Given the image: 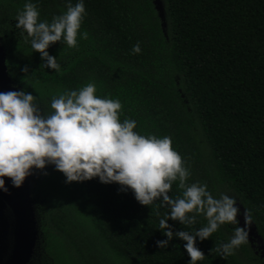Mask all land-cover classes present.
<instances>
[{"label": "trees", "instance_id": "obj_1", "mask_svg": "<svg viewBox=\"0 0 264 264\" xmlns=\"http://www.w3.org/2000/svg\"><path fill=\"white\" fill-rule=\"evenodd\" d=\"M155 1L84 0L79 32L87 38L78 34L75 48L56 42L47 49L61 64L57 74L10 24L26 0H0L10 84L36 97L45 114L53 96L89 82L98 96L119 99L121 122L135 120L141 135L171 137L190 171L186 183L207 184L214 198L233 197L251 229L239 247L247 262L236 250L226 258L218 251L240 227L237 215V225L197 238L205 256L197 264H264V0H160L165 27ZM31 2L51 22L68 0ZM28 178L40 198L53 197L41 225L42 264H188L185 241L174 236L166 249L156 245L167 239L159 220L169 211L159 201L141 205L131 189L98 178L67 183L54 165ZM167 223L173 232H193L207 221Z\"/></svg>", "mask_w": 264, "mask_h": 264}, {"label": "clouds", "instance_id": "obj_2", "mask_svg": "<svg viewBox=\"0 0 264 264\" xmlns=\"http://www.w3.org/2000/svg\"><path fill=\"white\" fill-rule=\"evenodd\" d=\"M53 16L51 22L39 19L37 5L26 0L16 16V28L32 51L41 56L44 68L61 71L57 58L47 49L56 42L68 48L77 47V36L86 15L84 0ZM132 53L141 52L140 43ZM22 71L28 72L27 66ZM95 83L89 82L76 90H66L51 98L50 111L45 114L35 103L36 97L24 91L0 92V190L5 188L4 177L19 188L33 169L54 165L64 174L66 182H82L98 178L101 183H117L131 189L135 199L144 206L159 201L168 213L159 220V230L167 237L156 245L166 249L173 237L185 241L183 247L190 260L197 264L204 253L196 247L225 224L237 225L239 209L235 199L226 193L214 198L207 184H188L189 169L180 154L172 147L169 136L141 135L136 121L120 120L122 104L119 99L100 97ZM181 190L175 199L169 196L172 184ZM203 215L206 225L193 231L173 232L169 219L182 225H193ZM245 222L249 216L245 214ZM248 233L239 226L231 238L221 243L218 251L226 258L248 242Z\"/></svg>", "mask_w": 264, "mask_h": 264}, {"label": "flooded vegetation", "instance_id": "obj_3", "mask_svg": "<svg viewBox=\"0 0 264 264\" xmlns=\"http://www.w3.org/2000/svg\"><path fill=\"white\" fill-rule=\"evenodd\" d=\"M4 180L7 191L0 190V264H5L13 253L17 226L22 218L27 222L30 235L36 234V243L26 264H42L38 254L43 248L39 245L46 214L42 205L47 198H40L28 176L19 188L12 185L10 178L4 177Z\"/></svg>", "mask_w": 264, "mask_h": 264}, {"label": "water", "instance_id": "obj_4", "mask_svg": "<svg viewBox=\"0 0 264 264\" xmlns=\"http://www.w3.org/2000/svg\"><path fill=\"white\" fill-rule=\"evenodd\" d=\"M18 91L10 84L6 67V51L0 43V92ZM36 243V234L30 235L25 219H21L16 230V242L10 259L5 264H26Z\"/></svg>", "mask_w": 264, "mask_h": 264}, {"label": "rangeland", "instance_id": "obj_5", "mask_svg": "<svg viewBox=\"0 0 264 264\" xmlns=\"http://www.w3.org/2000/svg\"><path fill=\"white\" fill-rule=\"evenodd\" d=\"M155 2H156V7H157V13H158V16H159V18L161 19L162 27H165V14H164V7H163V4L161 3L160 0H156ZM16 23H17L16 19L10 21V24H11V26H12L14 32H16V33L18 32V33L20 34L19 30L16 28ZM14 32H13V33H14ZM3 41H5V39H4V37L2 36V37H0V43L3 45V47H4L5 51H6V46H5V44H3V43H4ZM18 91H20V90L18 89ZM226 194H227V193H226ZM52 198H53V197H47V200H46V201L44 200L43 205H42L43 211H44L45 209H46V210L48 209V205H49L50 202L52 201ZM237 208H238V207H237ZM238 219L240 220V223H239V224H240V227H241V228H244V229L247 231V233H248V237H247V238H248V241H250V240H251V229H249V227H248L246 224H244V223L242 222L243 216H242L241 213H239V215H238ZM232 234H233V233H231V234L229 235V238H231ZM39 245H40V243H39ZM40 246H41V245H40ZM236 251L239 253V252H240V249L238 248V249H236ZM239 254H240V253H239ZM240 256L242 257L241 254H240ZM38 257H39V260L43 261V253L38 254ZM38 257H37V258H38ZM41 257H42V259H41ZM242 260L245 261V262H247V260H246L244 257H242ZM44 264H48V261L45 260Z\"/></svg>", "mask_w": 264, "mask_h": 264}]
</instances>
